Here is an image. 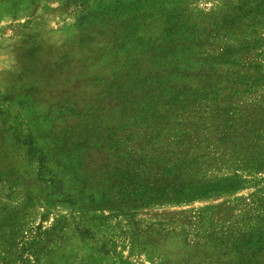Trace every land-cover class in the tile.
<instances>
[{
  "label": "rangeland",
  "instance_id": "rangeland-1",
  "mask_svg": "<svg viewBox=\"0 0 264 264\" xmlns=\"http://www.w3.org/2000/svg\"><path fill=\"white\" fill-rule=\"evenodd\" d=\"M128 1L0 0V264H264V130L207 138L199 194L176 198L189 180L136 150L120 97L89 94ZM260 74L218 97L249 130Z\"/></svg>",
  "mask_w": 264,
  "mask_h": 264
},
{
  "label": "trees",
  "instance_id": "trees-1",
  "mask_svg": "<svg viewBox=\"0 0 264 264\" xmlns=\"http://www.w3.org/2000/svg\"><path fill=\"white\" fill-rule=\"evenodd\" d=\"M196 1L125 2L117 22L120 30L106 45L103 70L92 71L94 88L89 91L117 94L123 131L132 130L130 137L138 132L136 150L156 162L158 170L165 164L169 174L177 171L189 180L190 187L172 194L176 198L199 194L191 186L192 180L206 176L201 150L208 152L207 138L230 143L242 135L251 140L250 132L264 130V111L250 115L256 120L249 130L247 121L235 122V107L218 99L227 91L250 92L259 79L255 74L264 73L252 70L259 57L254 51L264 47L259 35L264 0L227 1L208 13H195ZM108 117L114 119V113ZM211 191L208 186L204 193Z\"/></svg>",
  "mask_w": 264,
  "mask_h": 264
}]
</instances>
